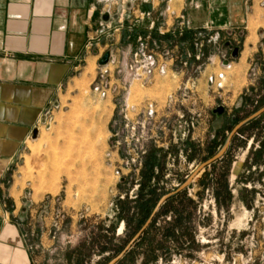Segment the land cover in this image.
I'll return each mask as SVG.
<instances>
[{
	"label": "rangeland",
	"instance_id": "374dc122",
	"mask_svg": "<svg viewBox=\"0 0 264 264\" xmlns=\"http://www.w3.org/2000/svg\"><path fill=\"white\" fill-rule=\"evenodd\" d=\"M122 16V23L101 27L100 33L112 32L101 41L109 48L96 47L6 177L4 200L16 211L10 219L20 226L35 264L114 261L133 240L135 226L127 225L121 207L138 198L148 151L166 154V170L152 183L163 198L217 155L239 123L264 108L262 52L247 60L246 53L242 62L233 57L244 48L242 32L175 27L161 34L162 27L143 28L128 19L125 4ZM106 54L109 61L102 64ZM150 58L165 72L140 70ZM220 106L221 118L214 114ZM249 135L237 136L217 174L208 166L194 178L187 195L195 209L181 212L174 236L165 230L178 212L159 219L151 264H264V166L253 165L260 144L257 131ZM227 166L232 199L219 206L214 187ZM148 245L141 242L119 263L142 264Z\"/></svg>",
	"mask_w": 264,
	"mask_h": 264
},
{
	"label": "crops",
	"instance_id": "0c3cea01",
	"mask_svg": "<svg viewBox=\"0 0 264 264\" xmlns=\"http://www.w3.org/2000/svg\"><path fill=\"white\" fill-rule=\"evenodd\" d=\"M124 4L137 26L162 27L161 34L175 27L238 30L240 62L246 53V60L260 51L264 56V0H0V264H35L10 219L16 211L4 200L6 177L96 47L109 48L101 41L112 32L100 29L123 22Z\"/></svg>",
	"mask_w": 264,
	"mask_h": 264
},
{
	"label": "trees",
	"instance_id": "16d2710c",
	"mask_svg": "<svg viewBox=\"0 0 264 264\" xmlns=\"http://www.w3.org/2000/svg\"><path fill=\"white\" fill-rule=\"evenodd\" d=\"M241 109H243V107ZM237 123L238 122H235L234 125H236ZM249 131H250V135L246 138L249 139L257 131L258 138L255 139V142L260 144L259 150H257L254 153L255 161L253 165L258 167L264 166V114H263V116H260L259 118L248 122L239 131H237V134H235L234 137L232 138L230 146L227 149L225 155L219 161H217L216 163L212 164L209 167L213 169V174H217L218 164L222 162V160H224L229 155L230 150L237 136L239 134L247 133ZM215 142L216 141H213L212 143L213 147ZM254 149H255V144H253L250 154H253ZM162 153L163 151H158L155 149H150L148 151V153L143 158L144 159L143 169L141 171L142 183L140 184L138 198L135 201L127 200L126 202H124L123 204L124 206L121 207L122 208L121 211L124 214V220L125 222H127V225H129L128 223H132L133 226H135L134 233L131 239H133L139 232H141V229L152 217L155 209L157 208L159 202L162 199V197H160L158 193L159 188L157 187V185L152 184L155 179L158 180L159 178H161L162 174L166 170L165 168L166 154H162ZM215 154L216 153H213V155ZM247 159L250 160L249 157ZM248 160H246L245 162L246 166H248ZM228 169L229 167L227 166V169H225V171L221 173L222 175H219L220 179L215 184L217 185V187H214L216 192L215 193L216 203L219 206L228 205L232 199L231 193L229 191V184L227 181ZM209 175L205 173L204 176L207 177ZM178 190H176L174 194L168 199V201H166L162 205L156 216L153 218L154 220H152L148 229L141 236L139 241L133 246V248L137 247L143 241L144 242L147 241L149 243L148 245L149 251L146 253L147 260L142 261V264H151L150 262H155L157 259L154 244L156 240V235L160 231V228L157 227L159 219L161 217L167 216L173 211L178 212L175 213L176 214L175 221L173 223L168 222L167 228L165 230L167 236L172 237L174 236L175 229L182 225V221H183L182 216L184 215V213L181 212L183 210H188L189 208L193 210L195 209L194 206L196 203L192 199L188 198L187 195L188 188L181 191ZM185 214H187L188 218H192L194 215V213H185ZM158 246H162V243L158 244ZM132 253H133L132 249L129 252H127L126 256L124 257V261L128 259V257Z\"/></svg>",
	"mask_w": 264,
	"mask_h": 264
},
{
	"label": "water",
	"instance_id": "95a60500",
	"mask_svg": "<svg viewBox=\"0 0 264 264\" xmlns=\"http://www.w3.org/2000/svg\"><path fill=\"white\" fill-rule=\"evenodd\" d=\"M239 52L238 50H235L233 57L234 58H238ZM109 54H106L103 59L101 60L102 64H106L109 61ZM214 114H216L217 116H219L220 118L225 114V109L223 107H219L218 109H216L214 111ZM264 114V108L262 107L261 110H259L258 112H256L255 114H253L252 116H250L248 119L242 121L241 123H239L234 130L232 131L231 136L229 137V140L227 142V144L225 145V147L217 154L215 155L213 158H211L210 160H208L207 162H205L203 165H201V167L195 172V174H193V176L178 190H185L187 188H189V186L191 185V183L193 182L194 178L196 176H198L200 174V172H202L203 170H205L206 168H208V166L210 167L212 164L216 163L217 161H219L227 152V149L230 146L231 140L234 137L235 134H237V131H239L244 125H246L248 122L259 118L260 116H263ZM38 133V131L35 132L34 136H36ZM174 193L170 194V195H166L164 196L161 201L159 202L157 208L155 209L152 217L149 219V221L145 224V226L141 229V232H139L134 238L133 240L129 243V245L126 247V249H124V251L117 257L114 259V261L112 260L109 264H118L127 254V252H129L133 246L139 241V239L141 238V236L145 233V231L148 229V227L150 226L152 220H154L153 218L156 216V214L158 213V211L160 210V208L162 207V205L168 201V199L173 195Z\"/></svg>",
	"mask_w": 264,
	"mask_h": 264
},
{
	"label": "built area",
	"instance_id": "2783aa9c",
	"mask_svg": "<svg viewBox=\"0 0 264 264\" xmlns=\"http://www.w3.org/2000/svg\"><path fill=\"white\" fill-rule=\"evenodd\" d=\"M224 65H225V67H227L226 69H230L231 68V66L229 64V61H225L224 62ZM149 66L154 67L153 69H159L161 73H164L165 72V67H162L160 65L159 66H155V61L152 58L149 59V65H143L140 68V70L145 69L146 73L147 72L148 73H151L153 71V69L150 70ZM137 76H139V73H137ZM220 79H224V75H220Z\"/></svg>",
	"mask_w": 264,
	"mask_h": 264
},
{
	"label": "bare ground",
	"instance_id": "6f19581e",
	"mask_svg": "<svg viewBox=\"0 0 264 264\" xmlns=\"http://www.w3.org/2000/svg\"><path fill=\"white\" fill-rule=\"evenodd\" d=\"M93 67V65H92ZM88 69V68H87ZM86 72H89L88 70H86ZM85 75V74H84ZM86 76V75H85ZM87 78V77H86ZM85 79V78H84ZM79 84V83H78ZM83 89V88H82ZM242 163L243 161H240V162H236V164L234 165V168H233V177H236L238 175V173L240 172L241 168H242Z\"/></svg>",
	"mask_w": 264,
	"mask_h": 264
}]
</instances>
